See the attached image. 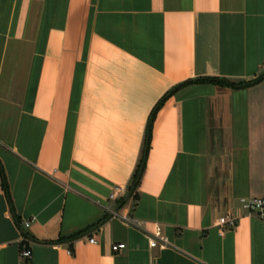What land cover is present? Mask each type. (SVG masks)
I'll use <instances>...</instances> for the list:
<instances>
[{"label":"crops","instance_id":"0c3cea01","mask_svg":"<svg viewBox=\"0 0 264 264\" xmlns=\"http://www.w3.org/2000/svg\"><path fill=\"white\" fill-rule=\"evenodd\" d=\"M263 72L264 0H0V264H264V79L127 190Z\"/></svg>","mask_w":264,"mask_h":264},{"label":"built area","instance_id":"2783aa9c","mask_svg":"<svg viewBox=\"0 0 264 264\" xmlns=\"http://www.w3.org/2000/svg\"><path fill=\"white\" fill-rule=\"evenodd\" d=\"M118 190H122V188H118ZM111 199L116 198V193L112 192L109 196ZM239 202L241 206L248 210L250 213H256L260 218L264 219V199L263 198H258V197H253V198H240ZM113 216H116V212H112ZM120 218L125 221L126 223H129L131 225L139 227L141 224V221H139L136 218L128 217V216H120ZM235 217L230 216V215H225L222 217H219L217 219V224L222 227L226 224L232 226L235 224ZM30 221H24L23 225L27 227L29 225ZM90 243H96V240L94 238H89ZM167 244V239L161 234L160 227L159 225H156L153 232L152 236L149 237V245L150 247H164ZM125 248L124 243H115L112 245L111 249L112 251L116 252L121 249ZM31 258V251L28 248H22L19 253V260L20 264H23L25 261L30 260Z\"/></svg>","mask_w":264,"mask_h":264},{"label":"trees","instance_id":"16d2710c","mask_svg":"<svg viewBox=\"0 0 264 264\" xmlns=\"http://www.w3.org/2000/svg\"><path fill=\"white\" fill-rule=\"evenodd\" d=\"M264 79V72L259 75L256 79L250 80V81H232L226 78H219V77H200L196 79H190L187 81H184L178 85H176L174 88L170 89L168 92H166L159 100L158 102L154 105L152 108L150 115L148 117V123L146 127V136H145V141H144V146L142 148L141 156L138 160L136 169L134 170V173L132 175V179L130 181V184L128 185V192L132 190L131 196L135 197V191L136 188L138 187L140 178L142 176V172L144 170V166L146 163V158H147V152H148V147H149V139H150V133H151V126L152 123L155 119V116L158 112V110L162 107L164 104L165 100L172 95L176 90L181 88L184 85L191 84V83H199V82H210L213 83L219 87H227V88H242V87H247L252 84H255L259 82L260 80ZM101 222V221H100ZM97 223V224H100ZM76 236V235H75Z\"/></svg>","mask_w":264,"mask_h":264},{"label":"water","instance_id":"95a60500","mask_svg":"<svg viewBox=\"0 0 264 264\" xmlns=\"http://www.w3.org/2000/svg\"><path fill=\"white\" fill-rule=\"evenodd\" d=\"M132 190H133V189H131V190L129 191V195L131 194Z\"/></svg>","mask_w":264,"mask_h":264}]
</instances>
